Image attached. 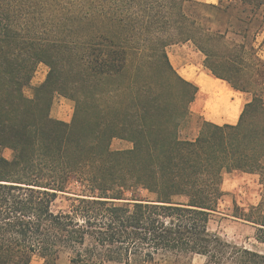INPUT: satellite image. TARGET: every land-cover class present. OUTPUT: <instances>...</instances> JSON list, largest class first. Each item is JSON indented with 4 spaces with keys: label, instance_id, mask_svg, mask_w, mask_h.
Listing matches in <instances>:
<instances>
[{
    "label": "trees",
    "instance_id": "obj_1",
    "mask_svg": "<svg viewBox=\"0 0 264 264\" xmlns=\"http://www.w3.org/2000/svg\"><path fill=\"white\" fill-rule=\"evenodd\" d=\"M262 32L264 0H0V264H264L208 228L223 175L256 174L259 202L233 216L264 245ZM180 43L250 94L235 124L198 116L181 136L198 86L170 62ZM57 94L74 102L70 122L50 115Z\"/></svg>",
    "mask_w": 264,
    "mask_h": 264
},
{
    "label": "rangeland",
    "instance_id": "obj_2",
    "mask_svg": "<svg viewBox=\"0 0 264 264\" xmlns=\"http://www.w3.org/2000/svg\"><path fill=\"white\" fill-rule=\"evenodd\" d=\"M194 48L190 43H180L171 45L167 48V53L170 59L171 64L177 70V72L183 77L192 78L195 75L202 76L206 74L201 67L195 66L197 60H201L203 56L201 54H195L193 51ZM48 72V67L40 63L31 80V84L29 87L25 88L24 93L27 97H33L34 88L39 86L44 82L46 78V74ZM190 74V75H189ZM215 79V78H214ZM218 84L224 89L227 86L222 83L221 80L215 79ZM228 92L230 90L227 88ZM231 105V104H229ZM74 102L70 99H67L60 95H55L51 102L50 115L53 118L63 120L66 122H70L73 115ZM191 111L193 113L192 118L181 128V136L192 138L196 135L198 131V116H202L199 112L198 107L191 104ZM130 146V143L114 139L112 141L111 147L113 149H121L127 148ZM3 156L6 158H11L12 151L8 148L3 149ZM222 189L224 190V196L219 200L216 211L211 212L209 216L208 228L210 231L220 233L223 238H225L230 243L236 244L238 246H245L248 248H254L257 250L264 251V245L258 244L255 242L253 237L255 236V226L249 222L243 221L241 219L235 218L233 215L239 214H247L252 205L250 202H253V196L246 198V204L244 203V199L240 198L235 191L229 190V183L227 174L224 175L222 181ZM182 198H178L181 200ZM254 200L258 203L260 200V194H254ZM256 203V204H257ZM66 206V201L59 197L52 208L54 210H58L60 208H64ZM32 264H41V259L38 256H33ZM39 262V263H36ZM57 264H69V256L67 254H62L57 262ZM114 264V263H107ZM191 264H214L208 262L207 257L196 256ZM222 264H234L231 260H224Z\"/></svg>",
    "mask_w": 264,
    "mask_h": 264
},
{
    "label": "crops",
    "instance_id": "obj_3",
    "mask_svg": "<svg viewBox=\"0 0 264 264\" xmlns=\"http://www.w3.org/2000/svg\"><path fill=\"white\" fill-rule=\"evenodd\" d=\"M197 1L217 4L220 0H197ZM224 1H226V0H224ZM263 38H264V32L260 33L257 36V44H260L262 42ZM261 48H262L261 49V55L264 58V46ZM193 51L197 55L198 54L202 55V53L199 52L198 50H196L195 48ZM202 60H203V58H201V60H199V61L197 60L195 66H199L204 71H206V69L202 65ZM204 75L207 76L208 82L210 84V91L209 92L211 93L212 91H214V86H216L215 89H217L219 92H221L222 95L219 94L220 97L213 99V100H217L221 103L219 105L217 104V107H218L217 110H215L214 112H210L208 109H206L207 106L204 107V103H203V101L205 103H208L210 93L208 94L207 97H204L203 101L201 100V98H203L202 97L203 86L201 85V83H199V80H201V76H199L198 74L193 76L192 78H194V80L193 79L190 80V78H186L183 76L185 79L194 82L198 86L197 95L195 97V100L192 102L193 105L196 104V106L199 109L200 114L206 120H208L212 123H215V124H224V123L235 124L239 118V114L242 110L244 103L250 99V94H248L246 92L235 91V90L231 89L224 81L221 80L222 83H224L227 86V88L230 90V93H229L226 87L224 89H222V87L218 84V82L215 81V79H217V78L211 76L207 71H206V74H204ZM229 104H231V105H229ZM213 107H214V105H213ZM225 174H227L228 183H229V190L228 191H235V193L238 194L239 197L243 198L244 200L246 198L253 196V202H250V205H256L257 202H256V200H254V194L258 195V194H260V191H261V184L259 183L258 176L256 174L246 173V172H241V171H232V172H228ZM224 175H223V178H224ZM244 203L245 204L247 203L246 200L244 201ZM255 230H256V228H255ZM217 234L221 235L220 233H217ZM253 239L255 240V242H257L255 239V236L253 237ZM245 248H248V247H245ZM248 249H254V248H248ZM35 256H37V255H35ZM196 256L205 257L203 255L195 254L191 257V261ZM39 258L42 261L40 263L43 264V259L41 257H39ZM33 261L34 260L32 257L29 264H32ZM36 263H39V262H36Z\"/></svg>",
    "mask_w": 264,
    "mask_h": 264
},
{
    "label": "bare ground",
    "instance_id": "obj_4",
    "mask_svg": "<svg viewBox=\"0 0 264 264\" xmlns=\"http://www.w3.org/2000/svg\"><path fill=\"white\" fill-rule=\"evenodd\" d=\"M199 83H201V85L203 86V93H202V97L201 100L203 101L204 97H207L208 94L210 93V84L208 82V78L206 75H202L201 76V80H199ZM216 86H214V91H212L209 95V100L208 103H204V107L207 106L206 109H208L210 112H214L215 110L218 109L217 104L219 105L221 102L217 101V100H213L214 98L220 97L221 92H219L217 89H215ZM220 94V95H219ZM214 105V107H213Z\"/></svg>",
    "mask_w": 264,
    "mask_h": 264
}]
</instances>
